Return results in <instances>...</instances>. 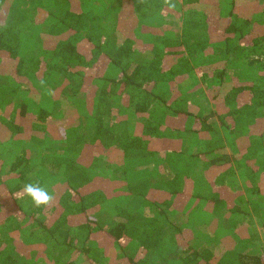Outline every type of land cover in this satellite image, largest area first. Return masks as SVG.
I'll use <instances>...</instances> for the list:
<instances>
[{"label": "trees", "instance_id": "16d2710c", "mask_svg": "<svg viewBox=\"0 0 264 264\" xmlns=\"http://www.w3.org/2000/svg\"><path fill=\"white\" fill-rule=\"evenodd\" d=\"M15 1L0 0V145L48 137L50 146L39 150L43 165L22 150L15 179L0 183V264L76 255L162 264L168 253L183 264H264V246H250L259 235L248 231L243 195L229 184L243 176L254 204L264 203V0ZM33 12L36 35L23 24ZM133 15L136 30L114 47L118 24ZM154 17L161 22L145 24ZM194 69L218 107L209 114H195L192 91L181 89ZM67 99L82 113L73 122L55 115L74 110ZM152 105L166 109L164 121L149 118ZM132 116L143 118L134 131ZM61 167L53 203L24 211L23 185H44ZM122 194L128 202L117 200L108 225L98 223L95 213L111 198L127 200ZM179 211L209 231L176 225L169 214ZM255 213L262 219L264 205ZM213 221L230 231L220 239L227 246L214 240ZM68 259L62 264H74Z\"/></svg>", "mask_w": 264, "mask_h": 264}, {"label": "rangeland", "instance_id": "374dc122", "mask_svg": "<svg viewBox=\"0 0 264 264\" xmlns=\"http://www.w3.org/2000/svg\"><path fill=\"white\" fill-rule=\"evenodd\" d=\"M23 1L24 0H16L15 3H18L19 5H23L24 8H26V6H28V5L23 3ZM109 1H111V0H109ZM116 5H119V4H116ZM84 9L91 10V7L84 6ZM31 12L32 11H30V15H31ZM30 15L27 18V20L24 21L23 24L25 25V27L29 26V31L31 33H33L34 35H36L38 30H37V24L35 25L34 22L39 21L40 18L37 17V21H36L34 12L32 13V16H30ZM51 17L46 18V19L49 21V19L51 20ZM53 18H54V16L52 17V19ZM101 18L104 20V15H101ZM43 21H44V19H43ZM137 24H138V18L136 17V15H133L129 18L127 17V18L121 20L120 23L118 24V32H117V36H116V39L118 40V42L120 40H123L126 36L128 37L129 31H133V30L135 31L136 29L134 28V26ZM128 25H129V27H128ZM41 26H43V25H41ZM41 26H39V27H41ZM33 30L35 31V33L32 32ZM137 35H139V32ZM113 46L114 47L117 46V42L115 40L113 41ZM78 98H79V96L74 98V100L76 102H78L80 99V102H83V101H81V100H83L81 97L79 99ZM68 102H69V100H68ZM212 102L214 104V106H213L214 109H218V107L215 104V101H212ZM47 103H48V105H51V100H48ZM56 105L58 106V104H56ZM68 106H72V105L70 104V105H67V107ZM72 107H74V110H72L71 112H68L67 114H65V113L67 111L71 110L72 108H66V110H65V108H62L59 111L57 110L55 115H58V116H56V117L59 119L64 117V118H66V120L69 119V122L75 121V119L73 117L77 118V117H79V114H82V113H79L80 110H79L78 104L77 105L75 104V106H72ZM60 111H62V112L60 113ZM126 113H128L131 116L130 110L126 111ZM131 119H132V123H133L134 117H132ZM135 121H137V120H135ZM48 142H49V138L47 137L45 140H40V141H36L35 138H32V139H29L28 141H22V143L17 145V146H16V144L12 145L8 142L6 143V145L1 144L0 145V183L6 182V180H7V182L11 184V182L15 179L12 175L11 168H12V165H13L15 159L17 158V156L20 154V152L22 150H29L30 151L32 163H34V164L42 163V165H43L44 159L41 157V155H39V152L42 150L41 148H44L46 146H50V143H48ZM154 147L158 148L159 146L155 145ZM49 153H52V151H49ZM103 156L105 158H109L108 155H106V156L103 155ZM119 158H120V156L116 155L113 158H109V159H111L112 161L113 160L119 161ZM51 164H53V163L51 161H49L45 165H48V168L51 169L52 168ZM59 171H60V173L57 176L48 175L44 180V186H46L51 193L53 191V188L54 187L58 188V186L60 185L59 183L63 182V180H64L63 168L61 167L59 169ZM107 172L112 174V170L109 169V167L107 168ZM161 172L158 171V173H159L158 176H161ZM243 178H244L243 176H237V175L232 176L229 178V184L232 187L231 188L232 191L236 190L238 195H240V196L243 195L242 199H241L242 201H239V202H240L242 208L244 210H246L248 214H250L249 216H251L250 227L248 228V231H249V233L255 232L256 234L259 235V238L254 239L250 243V246L252 248L253 247L259 248L261 246H264V227H261L262 221H264V217H262V219L258 218L256 213H255V210L256 209H262L264 203L263 202L260 203V204H262L260 207H257L256 204H254V203H259L261 201H259L257 199H252V197L250 196V193L246 192V190H245L246 183H245V179H243ZM126 195L129 196L130 194H122L121 196H123L122 198H126L127 197ZM119 197L111 198V201L109 200L108 202H106L105 206H101V209L97 213H95L96 220L98 223H100L101 225H108V223L111 220V217L113 216L112 212L114 210V206L116 205L115 202L117 200L122 201V202H124V201L128 202V197H127V200L126 199H119ZM31 204H32V202L29 198L21 201V206L24 209V211L29 210L31 208ZM134 204L136 206L140 205V203L136 204V202H134ZM128 205L130 206V208H132V203L131 204L128 203ZM201 210L202 211L200 213H201L202 217L207 218V219H210L211 217H213V214H210V210L208 208L202 207ZM135 212L136 211H133V210L130 211V213H135ZM148 212H150L149 209L146 210L145 214ZM169 217L178 226H181V225H183V226H194L195 235H197V234L200 235V234H202L201 232L209 231V229L206 225L194 224L195 222H191L192 216L190 217V215H188L187 213H184L183 211H179L178 213L177 212L171 213V215L169 214ZM210 227L212 228V230L210 232L213 233L214 240H218V246H220V247L221 246H223V247L227 246L228 245L227 240L230 243V240L228 238L222 239L220 241V239L224 236H227V234L231 235V233L228 229H226L224 226L218 224V222H216V221H213L211 223ZM25 232H27V231H25ZM27 235L28 234H24L25 237ZM170 235H171V231H168V233L165 236L167 246H170L172 244V243H170ZM216 250H218V249H216ZM168 254L161 258V259H163L162 264H183L182 261L180 260V256L177 257L176 255H173L174 257H172ZM66 259H68V258L62 259L60 264H62L63 261ZM68 260H70V261L73 260L74 264H92L91 262H89L87 260L86 256H83V255H76V256L69 258ZM108 261H110V257H106V259L103 260V264H107ZM37 264H41V263H37ZM119 264H121V263H119Z\"/></svg>", "mask_w": 264, "mask_h": 264}, {"label": "crops", "instance_id": "0c3cea01", "mask_svg": "<svg viewBox=\"0 0 264 264\" xmlns=\"http://www.w3.org/2000/svg\"><path fill=\"white\" fill-rule=\"evenodd\" d=\"M156 22H161V19L158 17L157 18L154 17V19L148 20L147 22H145V24L150 25V24H153ZM116 36H117V34H116ZM137 36L143 40L147 39V37H145V36H141V35L140 36L137 35ZM115 41L118 44V40L116 39ZM181 89H182V91L189 92V93L192 91L190 93L191 97L193 99V106H192L191 110L194 111L195 114L196 113H198V114H209L215 110L213 107L214 104L212 102L213 100L211 99V95L207 92V88L205 87V85H203V83H201L200 74L198 73L197 69H194L193 72L190 73L189 76H187L186 80L181 84ZM69 104H70V102H66V105H69ZM159 108L160 109L157 110V105L151 106V108L149 110V118L150 119L157 120V121H164L165 120V118L167 117L165 115L166 109L163 108L162 106H159ZM154 111H155V113H154ZM132 117H134V116H132ZM137 117H138V119L134 118V122L130 123L129 128L131 129V131L137 130V126H138L139 122L141 124L143 121L142 117H139V116H137ZM135 120H137V121H135ZM192 122H193L192 118H189V123L191 124ZM140 124H139V126H140ZM187 145H189L190 150H193V146H196V147H194V149H198V139H196V138L193 139V137L189 138V142H187ZM211 170H212V173L215 174V172H217V167H216V169L212 168ZM173 213H176V212H173ZM146 214H149V212ZM165 233L166 234L168 233V229L165 231ZM165 240H166V237H165Z\"/></svg>", "mask_w": 264, "mask_h": 264}, {"label": "clouds", "instance_id": "9594fccd", "mask_svg": "<svg viewBox=\"0 0 264 264\" xmlns=\"http://www.w3.org/2000/svg\"><path fill=\"white\" fill-rule=\"evenodd\" d=\"M165 2L171 3V0H165ZM24 197H28L36 208L47 207L55 199L54 194L38 180L29 181L23 185L19 193V198L22 199Z\"/></svg>", "mask_w": 264, "mask_h": 264}]
</instances>
